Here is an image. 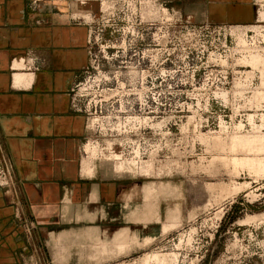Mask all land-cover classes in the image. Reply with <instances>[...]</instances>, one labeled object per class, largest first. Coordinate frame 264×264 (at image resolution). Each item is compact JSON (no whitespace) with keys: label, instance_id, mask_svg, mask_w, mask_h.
Returning <instances> with one entry per match:
<instances>
[{"label":"rangeland","instance_id":"rangeland-1","mask_svg":"<svg viewBox=\"0 0 264 264\" xmlns=\"http://www.w3.org/2000/svg\"><path fill=\"white\" fill-rule=\"evenodd\" d=\"M77 2L93 7L49 14L86 30L81 175L135 182L137 231L50 234V264H264V0L245 24H194L160 0ZM26 64L13 88L32 83Z\"/></svg>","mask_w":264,"mask_h":264},{"label":"crops","instance_id":"crops-1","mask_svg":"<svg viewBox=\"0 0 264 264\" xmlns=\"http://www.w3.org/2000/svg\"><path fill=\"white\" fill-rule=\"evenodd\" d=\"M160 1L194 24H245L255 18L253 0ZM26 2L0 0V149L12 171L9 187L0 188V264L52 263L53 233L81 236L90 230L104 239L109 229L137 231L131 220L136 196L125 199L137 184L101 172L81 175L87 119L72 109V86L87 63L86 30L49 14L52 8L91 11L93 4L44 0L42 11L30 14ZM37 19L43 25L34 24ZM30 50L43 60L38 70L28 68ZM21 59L33 80L16 89L12 65ZM86 241H71L65 250Z\"/></svg>","mask_w":264,"mask_h":264},{"label":"built area","instance_id":"built-area-1","mask_svg":"<svg viewBox=\"0 0 264 264\" xmlns=\"http://www.w3.org/2000/svg\"><path fill=\"white\" fill-rule=\"evenodd\" d=\"M28 68L38 70L39 66L35 65L34 63H28ZM72 109L76 112H81L80 109L77 108V105L74 104V100L72 101ZM0 163H1L0 165V182H1L0 188H6L12 182V176H11L12 171H11V166L9 162L4 156V154L2 153L1 149H0Z\"/></svg>","mask_w":264,"mask_h":264}]
</instances>
